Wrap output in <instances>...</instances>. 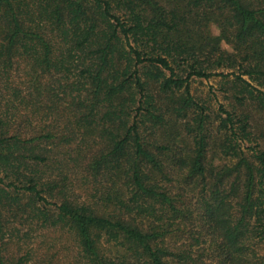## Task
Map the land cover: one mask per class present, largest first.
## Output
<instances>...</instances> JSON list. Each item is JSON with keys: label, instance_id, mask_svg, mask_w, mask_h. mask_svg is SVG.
<instances>
[{"label": "trees", "instance_id": "1", "mask_svg": "<svg viewBox=\"0 0 264 264\" xmlns=\"http://www.w3.org/2000/svg\"><path fill=\"white\" fill-rule=\"evenodd\" d=\"M253 111L264 0H0V264H264Z\"/></svg>", "mask_w": 264, "mask_h": 264}, {"label": "rangeland", "instance_id": "2", "mask_svg": "<svg viewBox=\"0 0 264 264\" xmlns=\"http://www.w3.org/2000/svg\"><path fill=\"white\" fill-rule=\"evenodd\" d=\"M212 33L217 35V30L213 27ZM223 48H226L225 45H222ZM232 77L222 78V77H212L208 80L205 79H196L191 83L190 91L192 96L196 99L199 105L206 108V112L210 119L214 122V127L218 124V119L222 115L221 109L229 110V97L230 94L227 93L229 88L228 81L232 80ZM246 79V78H245ZM253 86L262 89L259 86H256L255 83H251ZM252 128L250 129L252 133V138L254 135L258 138L257 143L264 147V113L263 112H252ZM255 139V138H254ZM256 141V140H254ZM214 156V152H210L209 158ZM222 161L215 159V165H220Z\"/></svg>", "mask_w": 264, "mask_h": 264}]
</instances>
